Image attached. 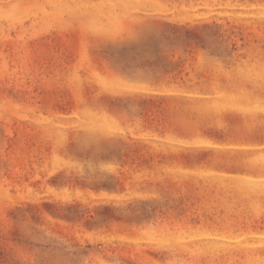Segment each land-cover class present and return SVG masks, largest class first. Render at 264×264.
Masks as SVG:
<instances>
[{"label": "rangeland", "instance_id": "rangeland-1", "mask_svg": "<svg viewBox=\"0 0 264 264\" xmlns=\"http://www.w3.org/2000/svg\"><path fill=\"white\" fill-rule=\"evenodd\" d=\"M0 264H264V0H0Z\"/></svg>", "mask_w": 264, "mask_h": 264}]
</instances>
